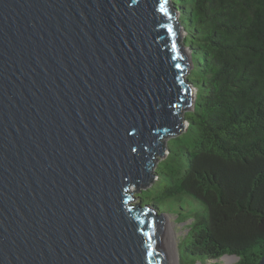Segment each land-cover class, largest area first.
Returning a JSON list of instances; mask_svg holds the SVG:
<instances>
[{"label":"water","instance_id":"1","mask_svg":"<svg viewBox=\"0 0 264 264\" xmlns=\"http://www.w3.org/2000/svg\"><path fill=\"white\" fill-rule=\"evenodd\" d=\"M171 1L0 0V264L171 263L134 193L196 102Z\"/></svg>","mask_w":264,"mask_h":264},{"label":"trees","instance_id":"2","mask_svg":"<svg viewBox=\"0 0 264 264\" xmlns=\"http://www.w3.org/2000/svg\"><path fill=\"white\" fill-rule=\"evenodd\" d=\"M192 50L197 88L180 147L152 166L144 205L194 204L187 255L258 264L264 255V0H172ZM184 156V157H182ZM137 201V202H138ZM161 212V211H160ZM162 213V212H161Z\"/></svg>","mask_w":264,"mask_h":264},{"label":"rangeland","instance_id":"3","mask_svg":"<svg viewBox=\"0 0 264 264\" xmlns=\"http://www.w3.org/2000/svg\"><path fill=\"white\" fill-rule=\"evenodd\" d=\"M180 136L181 138L172 136L167 139V141L170 142L168 145L171 146L172 151L178 150L180 147H182L185 150V148L182 145V143L185 141V137H182V135ZM166 156L167 154L162 158ZM139 189L140 187H138L134 191L135 195L141 193L140 196L144 195L146 199L150 197L151 195V191L149 190L150 188H145L144 191L142 190L140 191ZM136 201H138V199H136ZM160 206H161L160 211L163 213L162 215L168 218V222L173 228V233L178 247L181 264H191V259L193 256L186 254L182 242L185 239L187 232L189 230L188 224H190L191 220L193 219L195 205L184 202V208H183L180 206V203L168 200V201L160 202ZM226 262H227L226 258H221L217 264H225ZM234 262L235 260L232 258L229 264H234ZM196 264H201V262H197ZM202 264H210V262L202 263Z\"/></svg>","mask_w":264,"mask_h":264},{"label":"bare ground","instance_id":"4","mask_svg":"<svg viewBox=\"0 0 264 264\" xmlns=\"http://www.w3.org/2000/svg\"><path fill=\"white\" fill-rule=\"evenodd\" d=\"M166 218L167 217L162 215L161 220L163 221V223L165 225V228H166L169 240H170L171 248H172V257H171V263L170 264H181L180 258H179L178 247H177V244L175 241V236L173 233V228L170 225V223L168 222V218L167 219ZM224 258H226V261H227L225 264H229L232 260V258H230L228 256H226Z\"/></svg>","mask_w":264,"mask_h":264},{"label":"snow or ice","instance_id":"5","mask_svg":"<svg viewBox=\"0 0 264 264\" xmlns=\"http://www.w3.org/2000/svg\"><path fill=\"white\" fill-rule=\"evenodd\" d=\"M163 8V5L161 6ZM179 66V65H178Z\"/></svg>","mask_w":264,"mask_h":264}]
</instances>
